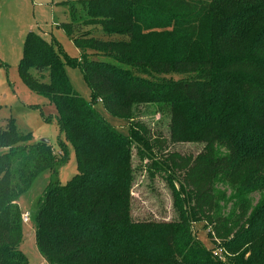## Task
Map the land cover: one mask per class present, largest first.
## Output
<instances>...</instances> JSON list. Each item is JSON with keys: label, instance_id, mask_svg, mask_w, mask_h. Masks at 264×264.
I'll use <instances>...</instances> for the list:
<instances>
[{"label": "trees", "instance_id": "16d2710c", "mask_svg": "<svg viewBox=\"0 0 264 264\" xmlns=\"http://www.w3.org/2000/svg\"><path fill=\"white\" fill-rule=\"evenodd\" d=\"M75 2H65L71 21L61 27L80 59L61 58L31 32L19 64L25 84L56 106L78 166L67 185L52 180L38 202L41 255L48 264H264V197L243 215L247 196L264 192V0ZM66 65L81 69L93 102L111 116L130 120L139 104H166L172 138L206 144L196 157L167 159L181 171L187 200L178 220L133 218V143L149 132L132 124L134 139L123 135L73 89ZM29 138L14 119L0 126V264H30L20 250L19 200L41 174L57 176L68 160L65 144L56 154L44 141L25 145ZM221 146L228 156L219 155ZM222 177L246 189L238 217L215 216ZM197 222L211 229L227 262L196 239Z\"/></svg>", "mask_w": 264, "mask_h": 264}, {"label": "rangeland", "instance_id": "374dc122", "mask_svg": "<svg viewBox=\"0 0 264 264\" xmlns=\"http://www.w3.org/2000/svg\"><path fill=\"white\" fill-rule=\"evenodd\" d=\"M68 1L70 0H1L0 4V126L5 127L9 119H14L18 130L30 135L25 145L33 147L48 141L56 154L61 151L62 144L66 145L68 151V160L59 166L57 176L49 171L44 172L19 200L22 212L30 214V220L23 222V241L20 244V250L30 264H48L39 252L35 239L38 202L52 180L58 181L60 185H67L78 174V166L75 149L57 122L56 106L25 84L19 72V64L23 58L26 38L31 32L52 45L61 58L80 59V50L61 27L71 21L70 6L65 3ZM75 1L77 0H72V3ZM85 29L97 30L93 27ZM65 69L79 96L85 102L92 103L95 111L123 135L133 136L132 124H140L149 132V139L145 137L144 140L137 139L133 143V218L156 222L178 220L180 206L183 204L186 208L187 200L180 185L181 171H173L174 167L167 159L172 153L182 157H196L203 152L206 144L202 141H175L171 136V108L166 104H139L134 107L130 120L111 116L101 102H93L92 91L81 69L70 65H66ZM31 72L34 76H39L37 70L33 69ZM45 75V81H48L47 74ZM167 78L179 80L183 77L169 75ZM228 154L226 147L219 148L220 156ZM216 191V217L242 215L239 194L246 192L242 185L231 178L222 177L216 184ZM263 193L251 192L247 196L248 203L244 206L246 208L243 209V215L249 216L252 213L264 197ZM191 228L196 239L218 260L228 261L221 243H212L209 237L211 229L204 222L192 223Z\"/></svg>", "mask_w": 264, "mask_h": 264}, {"label": "built area", "instance_id": "2783aa9c", "mask_svg": "<svg viewBox=\"0 0 264 264\" xmlns=\"http://www.w3.org/2000/svg\"><path fill=\"white\" fill-rule=\"evenodd\" d=\"M23 220L24 221H29L30 220V214H28V213L27 214H24L23 215Z\"/></svg>", "mask_w": 264, "mask_h": 264}, {"label": "water", "instance_id": "95a60500", "mask_svg": "<svg viewBox=\"0 0 264 264\" xmlns=\"http://www.w3.org/2000/svg\"><path fill=\"white\" fill-rule=\"evenodd\" d=\"M44 142L49 143L48 141H44Z\"/></svg>", "mask_w": 264, "mask_h": 264}]
</instances>
